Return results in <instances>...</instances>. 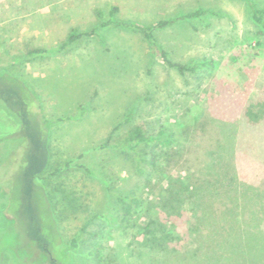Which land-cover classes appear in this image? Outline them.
Returning <instances> with one entry per match:
<instances>
[{
	"label": "rangeland",
	"instance_id": "obj_1",
	"mask_svg": "<svg viewBox=\"0 0 264 264\" xmlns=\"http://www.w3.org/2000/svg\"><path fill=\"white\" fill-rule=\"evenodd\" d=\"M251 1L264 8V0ZM248 2L0 0V67L8 83L40 98L53 132L52 168L62 169L47 186L53 204L32 194L29 209L51 246L42 254L28 237L21 172L11 171L12 164L21 166L11 160L19 140L0 141V264H56L49 257L58 264H180L179 255L194 247L187 211L172 218L179 240L159 248L96 216L113 206L101 178L111 180L113 191L138 190L144 180L133 155L98 149L120 123L117 133L139 124L148 133L163 128L173 134L174 144L159 157L161 173L173 179L202 177L208 158L224 155L230 168L222 186L241 203L252 194L247 185L260 191L256 208L264 229V19H252ZM199 8L212 12L185 16ZM158 20L168 24L153 31L156 44L133 28ZM72 32L83 34L68 41ZM35 48L48 51L28 56ZM160 48L174 62L197 63L196 70L168 66ZM16 124L0 99V136ZM80 162L92 173L75 166ZM145 195L152 200L153 193ZM77 236V246H70ZM206 256L203 264H214L215 257Z\"/></svg>",
	"mask_w": 264,
	"mask_h": 264
},
{
	"label": "trees",
	"instance_id": "obj_2",
	"mask_svg": "<svg viewBox=\"0 0 264 264\" xmlns=\"http://www.w3.org/2000/svg\"><path fill=\"white\" fill-rule=\"evenodd\" d=\"M248 6L251 9L252 19L263 23L264 8L256 7L251 0ZM116 10V7L112 8V12ZM208 11L212 12L210 9L199 8L188 12L185 16L197 17ZM166 24H168L167 20H158L151 25H134L133 28L145 39L156 44L153 31ZM81 34L83 33L72 32L68 36V41ZM47 51L44 48H35L27 54L40 55ZM158 52L168 66L177 68L181 73L194 72L198 66L197 63L189 66L174 62L167 58L166 51L162 48ZM202 64L205 62L200 63ZM5 72L6 70L0 67V99L10 117L16 120L17 126L11 132L1 135L0 141L2 140L3 143L5 139L19 140V143L13 145L11 149V160L14 165L20 163L21 166L17 165L13 168L12 164L11 171L19 170L24 183V215L27 219L28 237L42 254L49 255L51 246L48 238L43 232H39L40 225L35 221L34 210H30L29 207L32 206L34 192L42 193L47 206L49 203L53 204L52 194L47 186L56 172L62 170L60 167L53 169L51 164L53 132L48 127L50 119L43 110L40 98L25 85L24 90L20 91L14 87L16 85L8 83L4 76ZM128 120L129 116H126L125 121ZM121 124L113 128L106 139L98 145V149L120 150L133 155L135 170L144 176V180L138 190L113 191L109 182L111 180L101 178L108 195L110 194L113 200L110 211L96 214L103 219L104 226L120 229L119 232L132 234L133 237L142 236L151 247L159 248L163 246V241L179 240L172 218L179 217L187 211L188 219H191L187 224L188 239L193 242L194 247L189 246L179 255L180 264H203L208 253L211 255L210 258H217H214V264H264L262 211L256 208V202L260 201V191L253 185H247L246 189L249 188L252 194L246 200L244 198L241 203L238 193L232 195L230 189L224 188L221 177L224 173L229 175L230 168L229 160H226L224 155L215 157L212 153L213 155L208 158L210 161L207 164L208 169L203 172L202 177L192 173L186 178L173 179L170 175L161 173L159 164L162 151L174 144L173 134L163 128L148 133L139 124L130 125L124 133H117ZM76 158H82V154ZM72 161L73 159L66 160L64 167L70 169L69 165ZM75 166L92 173L84 163H76ZM163 180L166 181V187L162 186ZM153 183L161 185L156 193L151 189ZM146 187H149V191L145 189ZM261 192L264 194V191ZM146 193H153L152 200L145 197ZM21 197L22 195L19 199ZM51 209L53 212V208ZM89 233L95 236L99 233L103 234V231ZM258 236L262 238L259 239ZM77 241L78 236L71 239L70 246L76 247ZM43 256L46 258L45 255ZM49 258L50 262L59 263Z\"/></svg>",
	"mask_w": 264,
	"mask_h": 264
}]
</instances>
